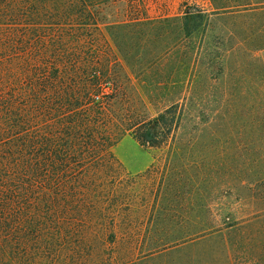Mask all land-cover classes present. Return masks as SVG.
Returning <instances> with one entry per match:
<instances>
[{"label": "rangeland", "instance_id": "obj_1", "mask_svg": "<svg viewBox=\"0 0 264 264\" xmlns=\"http://www.w3.org/2000/svg\"><path fill=\"white\" fill-rule=\"evenodd\" d=\"M83 1L99 5L100 53L119 80L101 93L113 116L153 118L177 103L183 115L158 148L123 137L97 181L52 208L82 246L42 264H264V0ZM187 11L201 22L190 36ZM15 19L0 28L21 37L31 21Z\"/></svg>", "mask_w": 264, "mask_h": 264}, {"label": "trees", "instance_id": "obj_2", "mask_svg": "<svg viewBox=\"0 0 264 264\" xmlns=\"http://www.w3.org/2000/svg\"><path fill=\"white\" fill-rule=\"evenodd\" d=\"M46 1L19 6L18 0H0V27L23 13L31 21L21 37L18 28L6 34L0 28V264H42L48 261L44 254L81 247L72 242V225L62 224L52 208L81 197L73 193L96 180L107 158L115 159L113 148L123 137L132 133L142 145L158 148L183 115L177 103L153 118L117 120L102 96L117 92L119 80L110 73L112 61L100 53L105 45L98 37V3ZM197 17L185 12L187 36L201 24ZM121 22L104 27L110 31ZM91 192L86 197L94 200ZM110 242H116L114 234Z\"/></svg>", "mask_w": 264, "mask_h": 264}]
</instances>
